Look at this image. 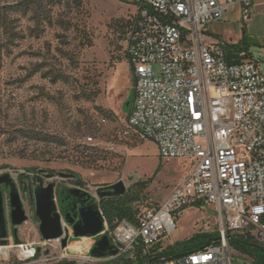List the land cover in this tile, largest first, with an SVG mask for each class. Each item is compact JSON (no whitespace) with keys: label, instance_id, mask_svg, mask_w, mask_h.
<instances>
[{"label":"rangeland","instance_id":"374dc122","mask_svg":"<svg viewBox=\"0 0 264 264\" xmlns=\"http://www.w3.org/2000/svg\"><path fill=\"white\" fill-rule=\"evenodd\" d=\"M20 0H0V16L6 28L0 29V175L9 173L18 184L23 175L25 184L35 176L58 188L78 187L79 179L87 193L95 195L98 187L122 181L126 192L136 196L132 207L137 213L157 207L185 174L182 160H164L149 141L140 142L124 136L127 113L125 104L132 101L133 81L125 58V30L135 12V0H82L87 18L71 8H54L53 25L44 27L38 39L28 38L33 26L30 14L21 16L5 11ZM251 17L246 24L240 19L238 5L229 8L222 21L207 28L211 38L227 46L239 45L247 54L264 63V0H253ZM260 3V4H258ZM84 23L91 45L78 47V65L72 68L56 50H71L76 43L75 32L64 33L63 22ZM25 36L23 40L13 38ZM70 42L60 47L58 36ZM8 52V53H7ZM63 73L70 83L51 84L30 71ZM154 71L157 68L154 67ZM93 92L91 101L84 99ZM51 138L52 142L39 141ZM71 176H74L73 178ZM27 221L17 228L18 244L37 247L32 258L22 256L20 249L11 248L3 264H107L89 261L87 254L76 253L60 242H43L34 217V206L21 190ZM176 230L155 245L161 251H175L195 233H204L208 225L215 227L217 212L203 204L175 214ZM10 231V243L14 244ZM34 250V249H33ZM260 255L264 253L260 252ZM232 264L253 262L252 256L231 248ZM252 264V263H251Z\"/></svg>","mask_w":264,"mask_h":264},{"label":"built area","instance_id":"2783aa9c","mask_svg":"<svg viewBox=\"0 0 264 264\" xmlns=\"http://www.w3.org/2000/svg\"><path fill=\"white\" fill-rule=\"evenodd\" d=\"M252 1L135 0L124 42L133 81L124 136L153 143L161 159L182 160L186 171L170 194L157 207L137 213L134 223L116 221L110 230L104 222V233L118 250L113 259L232 264V235L264 247V63L247 54L228 62L223 43L207 33L236 5L246 24ZM203 204L217 212L214 229L204 227V233L216 232L217 240L200 250L169 258L154 253L146 260L175 232L177 212ZM89 241L87 252L94 244ZM13 247L30 251L25 258L34 256L32 246L9 242L2 248Z\"/></svg>","mask_w":264,"mask_h":264},{"label":"water","instance_id":"95a60500","mask_svg":"<svg viewBox=\"0 0 264 264\" xmlns=\"http://www.w3.org/2000/svg\"><path fill=\"white\" fill-rule=\"evenodd\" d=\"M128 102L125 104L127 113L132 104V101ZM1 185L7 188V191L0 190V247L8 246L10 231L15 246H18L20 244L17 240V228L27 221L24 204L17 183L9 173L0 175ZM30 185L29 200L33 203L34 217L38 221V232L43 242L58 240L61 248L64 249L72 242L93 239L94 244L87 252V259L107 261L118 255V250L111 243L107 233H104L105 220L94 196L77 188H61L59 195L65 193L67 199H71L72 202L79 205L74 213H63L57 207V190L54 182L45 183L41 177L35 176L31 179ZM25 189L24 186L23 191ZM126 193V187L122 181L98 187L95 190V195L100 200L121 197ZM6 202L8 219L6 217ZM34 251H38V248L34 247Z\"/></svg>","mask_w":264,"mask_h":264},{"label":"trees","instance_id":"16d2710c","mask_svg":"<svg viewBox=\"0 0 264 264\" xmlns=\"http://www.w3.org/2000/svg\"><path fill=\"white\" fill-rule=\"evenodd\" d=\"M82 0H20L16 2L12 6H8L5 11L10 14H19L21 16H26L30 14L29 20L33 23V26L27 30V37L38 39L44 30V27H51L53 25V21L51 18V12L54 8H75L78 14L83 15L82 20L87 18V14L82 7ZM84 23L81 21L80 24H72L70 21L63 22L59 24L62 31L64 33L70 32L73 30L75 32V36L73 38L76 45L71 50H66L65 52L58 53L62 55L64 60L68 63L72 68H76L78 65V57L79 51L78 47L88 48L91 45L89 37L85 32V28L83 27ZM6 28V21L4 19V15L0 16V29ZM16 40H23L25 38L22 34H15L13 37ZM58 43L60 47L69 48L70 42H68L64 36H58ZM226 52V60L228 62H238L240 58V53L243 52V48L239 45L236 46H227L225 48ZM8 53V52H7ZM37 73H40L41 77L47 79L51 84L70 83V76L65 75L61 72L52 73L50 71L42 72L41 69H34L30 71L27 75V78H31ZM94 98L93 92H86L84 94V99L91 101ZM133 100V99H132ZM129 103V102H128ZM131 103V102H130ZM125 112L127 113V108L125 107ZM39 141L42 142H52L51 138L43 137L40 138ZM24 176H20L19 179ZM72 178L74 176H71ZM78 187L84 186V184L77 179L75 181ZM138 198L136 196L133 197L131 194L126 193L124 196L116 197V198H106L99 201V208L102 213V216L108 225V228L112 230L114 228V223L116 221L126 220L129 223L135 222V216L137 214L136 210L132 207V203L137 201ZM33 206V203L31 202ZM217 240L216 232L212 233H195L193 234L187 241L181 243L175 251H170L166 249L162 251L160 254H157L158 248L154 247L150 250L149 254L146 257V260L150 259L152 254L156 253V255L164 256L165 258L174 257L177 255H181L183 253H188L191 251H196L204 248L208 243ZM228 244L234 250L247 254L248 256H252L254 261L252 264H264V255H260L259 253H264V247L260 244L256 243L248 236L244 235H232L229 237ZM58 264H74L73 262L62 261ZM107 264H144L142 260H138L137 263H131L125 258H117L110 260Z\"/></svg>","mask_w":264,"mask_h":264},{"label":"flooded vegetation","instance_id":"af4514ba","mask_svg":"<svg viewBox=\"0 0 264 264\" xmlns=\"http://www.w3.org/2000/svg\"><path fill=\"white\" fill-rule=\"evenodd\" d=\"M18 184L22 185V187H21L22 191H23V187L24 186L26 187V189H25V191H23V193L28 194V197H29V189L31 188V185L25 184L23 181V178L19 179ZM18 184H17V186H18ZM0 190L3 192H6L7 188H5L3 185H1ZM60 191H61V188H58L57 192H56V203H57L58 210L62 211L63 213H69V212L74 213L76 211V209L79 208V205L72 202L71 199H67V195L65 193L59 195ZM74 206H75V208H74ZM5 208H6V205H5Z\"/></svg>","mask_w":264,"mask_h":264},{"label":"bare ground","instance_id":"6f19581e","mask_svg":"<svg viewBox=\"0 0 264 264\" xmlns=\"http://www.w3.org/2000/svg\"><path fill=\"white\" fill-rule=\"evenodd\" d=\"M90 246V241L89 239H81L80 241H76V242H72L68 245V249H72L74 250L76 253H86L87 250L89 249ZM9 248H2L0 247V256H6L7 252H8ZM31 252H22V256H27L29 255Z\"/></svg>","mask_w":264,"mask_h":264},{"label":"crops","instance_id":"0c3cea01","mask_svg":"<svg viewBox=\"0 0 264 264\" xmlns=\"http://www.w3.org/2000/svg\"><path fill=\"white\" fill-rule=\"evenodd\" d=\"M258 4H260V3H258ZM209 36H210V35H209ZM208 39H213V38L209 37ZM184 176H185V174L182 175V178H181V179H177V181L181 182L182 179L184 178Z\"/></svg>","mask_w":264,"mask_h":264}]
</instances>
